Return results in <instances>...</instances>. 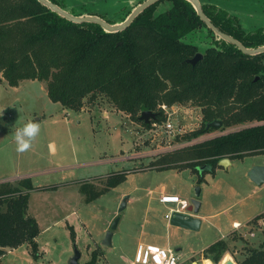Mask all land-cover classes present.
I'll list each match as a JSON object with an SVG mask.
<instances>
[{"label":"trees","instance_id":"obj_1","mask_svg":"<svg viewBox=\"0 0 264 264\" xmlns=\"http://www.w3.org/2000/svg\"><path fill=\"white\" fill-rule=\"evenodd\" d=\"M50 1L74 16H100L117 24L147 0L132 7L125 4L112 17L65 0ZM201 2L204 13L223 33L247 48L264 45V29L244 30L238 15L225 7L228 0ZM198 53L203 59L195 66L188 64ZM0 74L9 86L28 80L45 83L50 99L63 109L81 112L85 102L94 105L102 99L136 122L150 111L159 113L156 123H163L167 118L163 105L198 106L202 126L184 137L188 142L215 130L209 123H223V135L165 153L152 168H190L199 173V167L209 165L213 171L225 159L264 153V53L249 56L221 40L187 0H162L117 34L97 24H75L37 0H0ZM124 178L125 174L110 175L104 191L91 192L89 201ZM35 190L46 189L29 178L0 185V259L24 244L35 259L41 257L40 227L29 215ZM71 235L75 241L74 231ZM229 245L228 240L217 241L203 256L214 264L229 261ZM97 256L95 252L88 264H96ZM236 261L264 264V241Z\"/></svg>","mask_w":264,"mask_h":264},{"label":"rangeland","instance_id":"obj_2","mask_svg":"<svg viewBox=\"0 0 264 264\" xmlns=\"http://www.w3.org/2000/svg\"><path fill=\"white\" fill-rule=\"evenodd\" d=\"M65 2L112 17L120 7L125 4L132 7L138 0ZM225 7L238 15L245 30L255 32L264 29V0H228ZM173 107L169 113H165L166 121L158 124V127L150 124L152 127L148 129L141 122L116 111L102 99L94 105L85 102L81 112L63 109L50 99L45 83L28 80L18 86H9L0 74V185L29 178L35 184L39 183V188L46 189L32 191L29 204V215L37 219L40 227L37 242L41 257L35 259L31 248L24 244L7 252L0 259V264H69L75 248L82 254L80 264H88L95 252L99 254L96 264H124L119 249L112 251L102 244L103 236L107 235L103 232L109 222L111 227L116 220L149 218L152 221V218L159 217V223L165 224V217H169L170 209L175 207L158 203L161 191L156 187L162 182L168 194L177 193L192 203L197 198L196 174L189 170L162 172L144 169L151 168L156 159L164 155H155L157 151L167 150V153H171L225 131L215 128L209 134L188 142L184 137L202 126V109L192 104ZM30 120L39 123L40 132L27 151L18 152L15 133ZM168 121L174 125L171 133L165 126ZM251 163L263 164L264 154L251 156L246 162L236 161L229 169V176L225 172L215 178L210 174L212 180L208 191L205 190L203 194L204 204L198 214L214 213L231 202L236 196V188L242 199L245 190L242 175L246 165ZM127 172L137 173L127 174L118 186L89 201L91 192L104 191L110 175ZM229 183L234 186L230 187ZM152 190L156 191L151 196L155 201L144 216L143 211L149 201L147 197ZM145 194L148 196L144 197ZM130 197L133 202L121 210L125 200ZM256 202L262 204V210L264 189L252 200L230 210L229 214L211 217L204 223L200 235L175 231L173 239L171 237L172 247L181 242L191 255L199 252L201 246L208 244L210 247L212 241L221 237L218 229H233L234 220L244 225L248 217L258 213L248 211ZM263 219L264 215L260 217L258 225L254 223L255 226L242 227L229 236L231 250L227 254L236 263V260L245 258L248 249L258 247L264 241ZM72 231L76 235L75 241ZM94 240L98 242L97 245ZM128 243L124 240V244ZM102 249L109 254L105 256ZM185 257L186 254L182 258ZM205 260L210 261L198 256L193 262L204 264Z\"/></svg>","mask_w":264,"mask_h":264},{"label":"crops","instance_id":"obj_3","mask_svg":"<svg viewBox=\"0 0 264 264\" xmlns=\"http://www.w3.org/2000/svg\"><path fill=\"white\" fill-rule=\"evenodd\" d=\"M50 145H54V144L51 143ZM54 146L56 147V145H54ZM263 154H259V155H263ZM251 156H255V155L245 156V158L236 159V160L230 159L231 164L228 167V169L218 165L217 167L214 168L213 171L212 170L203 171L202 173H200V171H199V173H197L195 170L190 169V168H176V167H174L173 169H163V168H158V167H156V168L151 167V168L144 169V170H153V171L158 170V171H162V172L169 171V170H171V171L189 170V171H191V173L196 174L197 179H195V181L197 182V186L201 187V194L199 197V200L201 202V206L199 209V211H200L201 207L204 204V202L202 203L203 194L205 193V190H206V192L208 191L209 185H210V180H212L210 174L214 178H215V176L223 174L224 172L227 173V174L224 173L225 175L229 176L230 172H231V170L229 171V169H231V167L233 166L234 163H236V161L246 162L247 158H249ZM260 164L256 165L254 163H251V164L246 165L245 170H244V174L242 175L245 179L241 181V182H243L242 184H244L243 186L245 188L242 199H240L241 196L239 195V192H238L239 189L236 188L235 189L236 196L233 197L231 202L227 203L226 205H224L223 207L218 209L216 212L211 213V214L205 213L202 215L198 214L199 212H197V213L188 212L187 214H175L174 217H165L166 222H165V224H162V225L159 223V217L152 218V221L149 220V218L121 219L118 222L117 229L113 232L114 236L112 239V246H110V247L106 246V247H109V249L112 251H114L115 249H119V251H121L120 259L124 264H137L136 258H137L138 252H139L138 250L141 246L142 247L152 246V247H156V248L160 247V248L165 249V250H167V249L173 250V251H175V253L178 254V256L180 258V264H189V262H192V264H194V262H193L194 258H198V256L203 257L204 251L207 250V248L209 247L208 244H207V246H201V248H200L201 250L199 252H196V253H194V255H191L189 250H187L186 248H183L181 242H178L176 244L175 248L172 247V245H173L172 244V239H173L172 234L176 233L175 231H178V232H182V234H185V235H193V234L200 235L202 233L201 230L204 226V223L206 221L210 220L211 217L216 218L222 214L223 215L229 214L228 212L230 210H232L233 208L245 204L248 200H252L254 198V196H257L264 189V184L261 186H258L255 182H253V180H251L250 176H248V173L254 166H264V163L261 165ZM206 166H209V165H206ZM206 166H203L202 168H204ZM199 168H201V167H199ZM199 168H198V170H199ZM228 171H229V174H228ZM137 172H127L125 174V177L127 174L137 173ZM116 174H118V173H116ZM229 185L231 187L232 184L229 183ZM232 186H234V185H232ZM157 189H159L161 191L160 196L162 194H168L167 193V187L165 186L164 182L160 183L159 186L156 187V190ZM40 191H46V190H40ZM144 191H146V189H144ZM155 192H156L155 190H152V191H149L150 196H148L146 194L144 195V197L148 196L147 198L149 199V201L147 202L146 208L143 211L144 216H146L148 210L150 209V207L153 205V202L155 201V199L153 197H151L152 194ZM238 195H239V198H238ZM160 196H159L158 203L162 204L160 202ZM223 196H226V195H223ZM131 202H133L131 197L127 198L125 200V202L123 203V204H125L124 209L127 206H129V204H131ZM261 205H262L261 203L256 202L250 206L251 209H248V211L258 212V213L248 217L247 221L245 222L244 225L241 222L234 220L232 222V228L233 229L228 230V231L227 230L222 231L221 229H218L217 231H219L221 233V237H218L219 239H217V241L228 240L229 236L232 235L237 230L234 227L235 224H240L244 228L251 227L252 225L255 226V224L258 225L260 223V217L262 215H264V211H262L264 207L261 210V208H260ZM240 213H245V212L241 211ZM110 224H111V222L108 223V226L104 229L103 234L104 233L106 234V232L111 228ZM147 229H149L150 232L147 233L146 232ZM171 237H172V239H171ZM104 238L105 237L103 236L102 240H105ZM124 240H126V242L127 243L129 242V243L124 244ZM217 241L215 240L212 242L214 243ZM94 242L97 245L98 242L96 240H94ZM88 245H90V244H88ZM211 245H212V243H211ZM93 248H94V246H93ZM10 251H13V250H9L8 253ZM103 252H105V256H107L109 254L105 250H103ZM185 254L187 255V257H185L183 259L182 257ZM205 262H207V261H205Z\"/></svg>","mask_w":264,"mask_h":264},{"label":"water","instance_id":"obj_4","mask_svg":"<svg viewBox=\"0 0 264 264\" xmlns=\"http://www.w3.org/2000/svg\"><path fill=\"white\" fill-rule=\"evenodd\" d=\"M40 4L43 6L48 7L51 11L57 13L61 17H64L66 20H69L75 24L81 25L83 23H92L100 25L107 33L111 34H117V32H122L126 29H128L137 19V17L143 13L145 10L152 7V5L157 4L158 2L162 0H147L144 3L140 4L134 10L132 13L127 17V19L123 22H119L117 24H110L107 20L101 18L100 16H94V15H82L81 17H77L69 13L67 10L59 7L54 2H51L50 0H37ZM190 1L196 12L197 15L200 16L201 20L205 23V25L214 33L216 34L221 40L224 42H228L238 48L239 51L242 53L249 55V56H258L264 53V45L260 48H247L244 44H242L239 40H237L235 37L229 35L228 33H223L204 13L203 5L201 0H187ZM203 54L198 53L194 58H191L188 60V64H192L195 66L199 61L203 59ZM258 79V78H256ZM159 113H153L150 111L143 112L141 116L139 117V120L141 122H144L145 124H152V122H155L158 119ZM209 127L216 128V129H222L223 123L221 121H214L212 123H209ZM231 164L230 159H225L220 162V166L228 169V167ZM212 170V166H206L204 168H199L200 173L203 171H210ZM248 176H250L251 180L255 182L258 186H261L264 184V166H254L248 173ZM39 183H36L35 186H38ZM201 194V188H196V196L197 198H194L192 201V205L189 209V212H195L197 213L200 209L201 202L199 200ZM125 204L122 205L121 210L124 209ZM119 220H116L111 228L106 232V237L103 242V245L105 246H112V239H113V232L117 229ZM74 255L71 257L69 264H80V260L82 258L81 252L77 248L74 250ZM225 264H237L232 258L225 262Z\"/></svg>","mask_w":264,"mask_h":264},{"label":"built area","instance_id":"obj_5","mask_svg":"<svg viewBox=\"0 0 264 264\" xmlns=\"http://www.w3.org/2000/svg\"><path fill=\"white\" fill-rule=\"evenodd\" d=\"M165 113H169V111L174 108L166 107L165 105L161 106ZM152 125L154 127H158V123L152 122ZM166 129L168 132H173L174 125H172L169 121L166 123ZM224 134V133H223ZM221 134V135H223ZM220 136V135H217ZM167 153V150L157 151L155 155L159 154H165ZM160 202L164 205H172L175 208L170 209V216L174 217L175 214H187L189 212V209L192 205V203L183 198L182 196H179L178 194H162L160 196ZM264 221V219H263ZM235 229H240L242 226L240 224L234 225ZM138 255L136 258L137 264H180V258L177 253L173 250H165L160 247H152V246H146V247H140L138 250Z\"/></svg>","mask_w":264,"mask_h":264},{"label":"clouds","instance_id":"obj_6","mask_svg":"<svg viewBox=\"0 0 264 264\" xmlns=\"http://www.w3.org/2000/svg\"><path fill=\"white\" fill-rule=\"evenodd\" d=\"M40 132V125L35 121H28L22 128L17 129L15 133L16 150L25 152L32 146V141Z\"/></svg>","mask_w":264,"mask_h":264},{"label":"bare ground","instance_id":"obj_7","mask_svg":"<svg viewBox=\"0 0 264 264\" xmlns=\"http://www.w3.org/2000/svg\"><path fill=\"white\" fill-rule=\"evenodd\" d=\"M205 261H206V260H205ZM225 262H227V261H223V262H221L220 264H225ZM204 264H212V262L207 261V262H205Z\"/></svg>","mask_w":264,"mask_h":264},{"label":"flooded vegetation","instance_id":"obj_8","mask_svg":"<svg viewBox=\"0 0 264 264\" xmlns=\"http://www.w3.org/2000/svg\"><path fill=\"white\" fill-rule=\"evenodd\" d=\"M243 28H244V26H243ZM245 30V29H244ZM247 31V30H246Z\"/></svg>","mask_w":264,"mask_h":264}]
</instances>
